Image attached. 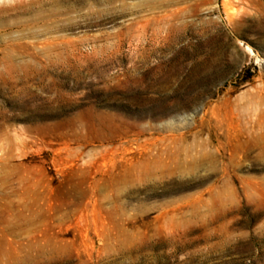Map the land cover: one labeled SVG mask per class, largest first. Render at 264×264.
<instances>
[{"label":"rangeland","instance_id":"rangeland-1","mask_svg":"<svg viewBox=\"0 0 264 264\" xmlns=\"http://www.w3.org/2000/svg\"><path fill=\"white\" fill-rule=\"evenodd\" d=\"M0 264H264V0H0Z\"/></svg>","mask_w":264,"mask_h":264},{"label":"bare ground","instance_id":"bare-ground-1","mask_svg":"<svg viewBox=\"0 0 264 264\" xmlns=\"http://www.w3.org/2000/svg\"><path fill=\"white\" fill-rule=\"evenodd\" d=\"M5 6V3H3V5H1L0 7L3 8ZM6 7V6H5Z\"/></svg>","mask_w":264,"mask_h":264}]
</instances>
